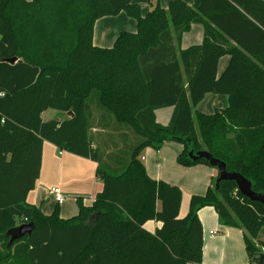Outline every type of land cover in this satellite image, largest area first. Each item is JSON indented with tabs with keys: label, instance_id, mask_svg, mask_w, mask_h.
I'll list each match as a JSON object with an SVG mask.
<instances>
[{
	"label": "trees",
	"instance_id": "1",
	"mask_svg": "<svg viewBox=\"0 0 264 264\" xmlns=\"http://www.w3.org/2000/svg\"><path fill=\"white\" fill-rule=\"evenodd\" d=\"M121 11L137 30L122 31L112 47L96 45V20ZM193 23L203 25L204 38L178 54ZM207 93L226 94L228 104L194 112ZM94 99L140 135L115 173L103 167L89 135ZM171 106L170 122H157L155 110ZM48 108L65 117L45 120ZM168 140L183 144L179 164H209L188 155L207 149L264 193V0H170L168 8L157 0L147 13L133 0H0V264L201 263L197 211L205 205L222 224L243 228L251 264H264V241L254 240L264 204L234 180L221 181L218 191L214 181L180 216V187L153 179L140 158L145 147L159 150ZM44 141L98 162L103 190L92 204L76 195L74 217L62 218L58 206L46 214L27 200ZM150 219L162 222L155 232L145 227ZM29 222L32 233L9 244L6 233Z\"/></svg>",
	"mask_w": 264,
	"mask_h": 264
},
{
	"label": "crops",
	"instance_id": "2",
	"mask_svg": "<svg viewBox=\"0 0 264 264\" xmlns=\"http://www.w3.org/2000/svg\"><path fill=\"white\" fill-rule=\"evenodd\" d=\"M133 1L141 5L140 2ZM167 1L169 4L170 0ZM185 1L189 4L194 2V0ZM137 26V20L125 11L100 17L94 25L93 41L102 47H112L122 31H136ZM203 38V25L193 23L191 29L182 37L180 47L177 48L178 54L184 48L201 43ZM229 60V54L220 58L219 75ZM227 104L226 94L207 93L193 111L213 113ZM173 111L172 106L156 109L157 122L163 125L168 124ZM64 117V113L57 111L50 119ZM88 119L92 145L99 151L101 162H105L107 166L115 170L124 167L129 161L133 148L139 142L140 135L130 124L119 122L112 113L101 107L96 99L89 108ZM164 143L159 150L151 146L145 147L140 153V158L153 179H162L180 187L182 191L180 216H184L189 211L191 197L205 195L217 178L218 170L205 163L183 166L178 162L183 144L172 140ZM97 168L98 162L93 158L61 150L56 144L44 141L40 175L35 188L29 192L27 200L40 207L46 214L52 213L55 202L54 207H59L62 218L74 217L79 211L76 195L81 196L84 203L92 204L97 194L103 190V181ZM53 186L61 188L66 195L62 203H58L50 192ZM197 214L203 226V255L201 263L189 264H251L245 245L246 231L243 228L222 224L217 210L212 205L199 208ZM161 225L162 222L155 219L145 223V227L153 232ZM254 240L264 241V224L258 229Z\"/></svg>",
	"mask_w": 264,
	"mask_h": 264
},
{
	"label": "water",
	"instance_id": "3",
	"mask_svg": "<svg viewBox=\"0 0 264 264\" xmlns=\"http://www.w3.org/2000/svg\"><path fill=\"white\" fill-rule=\"evenodd\" d=\"M16 58H11L10 61H15ZM72 115V112H69ZM188 155L193 159H206L211 166H214L218 170V175L215 180V190L218 191L220 187V183L223 180H234L237 183V187L240 192L249 198L252 201H257L264 204V193L257 192L252 187V182L250 179L245 177L243 174L236 171H228L226 168V163L220 158L215 157L209 150L207 149H199L194 151L193 149L189 150ZM35 228V224L33 222L23 223L19 226H16L10 229L6 235L10 236L9 244H11L15 239L21 238L24 235H30ZM263 253L260 254L261 259L263 258Z\"/></svg>",
	"mask_w": 264,
	"mask_h": 264
},
{
	"label": "rangeland",
	"instance_id": "4",
	"mask_svg": "<svg viewBox=\"0 0 264 264\" xmlns=\"http://www.w3.org/2000/svg\"><path fill=\"white\" fill-rule=\"evenodd\" d=\"M136 1H138V2H140L141 3V9H142V12L144 13V12H146L147 10H151V9H153V7L155 6V4H156V1L157 0H136ZM159 1V3H160V5L161 6H164V8H168V1L167 0H158ZM91 103V102H90ZM93 105V104H92ZM58 110L57 109H55V108H48V109H46L44 112H43V117L45 118V119H50L51 117H53L54 115H55V113L57 112ZM163 144H165V143H163ZM162 147H163V145L161 146V148L160 149H162ZM155 149V148H154ZM157 150V149H156ZM209 165V164H208ZM211 166V165H210ZM103 167L105 168V169H107L108 171H110V172H112V173H115V172H117L118 170H115V169H112V168H110L109 166H107L106 164H105V162L103 163ZM214 167V166H213ZM216 168V167H215ZM216 180V179H215ZM54 205H55V202H54ZM54 205L52 206L53 208H55L54 207ZM54 210V209H53ZM4 242V240H1L0 241V246H1V244Z\"/></svg>",
	"mask_w": 264,
	"mask_h": 264
},
{
	"label": "built area",
	"instance_id": "5",
	"mask_svg": "<svg viewBox=\"0 0 264 264\" xmlns=\"http://www.w3.org/2000/svg\"><path fill=\"white\" fill-rule=\"evenodd\" d=\"M50 192L54 195V197L58 203H62L66 198V195L61 190V188H59L58 186L51 187Z\"/></svg>",
	"mask_w": 264,
	"mask_h": 264
}]
</instances>
